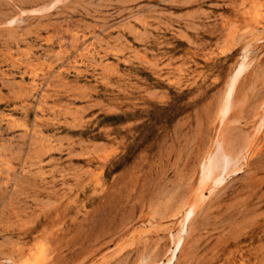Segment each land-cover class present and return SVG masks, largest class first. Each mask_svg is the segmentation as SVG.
<instances>
[{"label": "rangeland", "instance_id": "rangeland-1", "mask_svg": "<svg viewBox=\"0 0 264 264\" xmlns=\"http://www.w3.org/2000/svg\"><path fill=\"white\" fill-rule=\"evenodd\" d=\"M263 102L264 0H0V264L166 263L220 132L173 264H264Z\"/></svg>", "mask_w": 264, "mask_h": 264}, {"label": "bare ground", "instance_id": "bare-ground-1", "mask_svg": "<svg viewBox=\"0 0 264 264\" xmlns=\"http://www.w3.org/2000/svg\"><path fill=\"white\" fill-rule=\"evenodd\" d=\"M85 49L87 51V47ZM251 63L252 58L250 52L246 47L243 50V54L240 61L238 62L236 68L233 70L232 74L229 77L225 95L218 109V120L221 127L224 126L228 116L234 108L233 101L237 85L241 77L248 70ZM260 119L261 120L256 129V132H258L264 125V105L262 108V114ZM224 138L225 137L223 136V132L218 133L216 139L211 144V148L203 159L199 183L194 193L195 195L193 199L189 201L186 206H184L183 211L181 213V218L179 222L180 227L178 229V232L175 235H172L173 245L175 246V248L170 252V256L168 257L166 263L163 264H173V262L176 260L177 253L178 251H180L181 246L184 242L185 235L188 233L189 224L193 216L207 199L206 193H211L214 188L220 185V183H222V177L224 175H230L232 172L239 169L238 162H240L241 159L246 160L249 156L248 154H250L251 152V143H249V145H244L242 148H239L234 151L228 149ZM34 258H37V256H35ZM35 262L36 260L34 261V263ZM148 264L159 263L154 262Z\"/></svg>", "mask_w": 264, "mask_h": 264}]
</instances>
